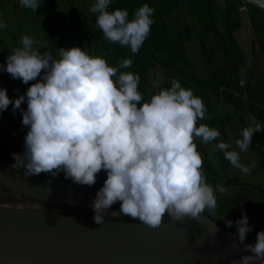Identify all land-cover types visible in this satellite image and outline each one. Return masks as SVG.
I'll return each mask as SVG.
<instances>
[{
    "label": "clouds",
    "instance_id": "9594fccd",
    "mask_svg": "<svg viewBox=\"0 0 264 264\" xmlns=\"http://www.w3.org/2000/svg\"><path fill=\"white\" fill-rule=\"evenodd\" d=\"M111 2L95 0L89 11L97 14L96 26L108 44L118 43L135 55L150 34L154 9L145 3L130 19L126 9L109 11ZM19 3L35 12L41 0ZM4 27L6 23L0 21V28ZM36 43L31 36H22L21 47L14 48L0 65L13 79L24 84L35 81L15 100L0 88V112L11 104L13 114L19 109L21 124L28 128L23 153H11L12 168L22 169L26 178L41 173L55 178L62 172L65 180L89 187L103 170L106 179L90 204L93 221L99 225L117 202L123 216L153 229L163 224L165 216L181 221L186 217L204 220L206 211L216 215V193L224 195L228 189L207 182L194 143L199 138L208 144L220 136L214 127L197 126L206 119L202 98L172 79L170 87L145 100L138 91L139 74L121 71L132 66L131 58L110 66L103 52L91 55L81 47H61L54 56L40 52ZM262 130L264 126L252 118L235 145L247 152L254 133ZM231 148L224 141L215 145L233 167L248 173L240 153ZM224 223L233 226L232 220ZM234 223L237 239L231 247L243 245L242 251L252 255H241L230 264H264V231L257 232L254 245L244 244L252 231L246 212Z\"/></svg>",
    "mask_w": 264,
    "mask_h": 264
},
{
    "label": "trees",
    "instance_id": "16d2710c",
    "mask_svg": "<svg viewBox=\"0 0 264 264\" xmlns=\"http://www.w3.org/2000/svg\"><path fill=\"white\" fill-rule=\"evenodd\" d=\"M67 1V21L77 29L75 40H67L60 29L64 18L58 8L57 0H41L38 7L43 13V20L48 29L46 40L51 46L71 48L76 43L77 47H81L91 55L106 53L105 58L110 66H116L122 59L131 58L132 66L121 71L139 74L138 91L143 94L145 100H148V70L151 66L160 65L165 69V74L158 90L170 87L171 80L176 79L182 87L191 88L196 96L202 98L207 112H211L213 100L223 101L232 107L240 120L243 119L240 112H245L264 126V76H258L253 80L250 78L242 80L241 67L245 65L247 59L235 35L242 26L241 15L245 11L255 38L251 41V55L255 59L258 57V44L264 57L263 8L244 0H222V6L217 0H112L109 11L117 8L126 9L130 19L132 12L145 3L154 9L152 17L154 23L151 25L150 34L139 52L133 55L130 49L118 43L108 44L103 39L102 31L95 23L97 14H92L93 25H90L80 19L73 3ZM180 15H189L192 18L197 29L195 36L200 46V53L208 68L207 74L196 72L186 52L185 44L193 36V27L187 22H180ZM44 51L46 50L42 49L40 52ZM34 82L30 81L29 86ZM8 98L16 99L12 96ZM21 109H27L26 102L21 105ZM17 112L18 119L12 134L0 141V157L12 163L15 161L11 153H23L25 150L24 137L28 131V128L21 124V111L18 109ZM230 119L229 115H214L198 121L197 126L207 124L214 127L221 131L226 140L225 124ZM260 133L264 139V130ZM194 143L203 159L206 180L214 187L215 171L206 146L199 138L194 139ZM218 154L219 160L223 163L226 160L223 152L218 150ZM40 175L72 182L70 179L65 180L62 172L55 178L46 173ZM241 188L242 186H233L230 190L236 191ZM0 193L6 196L17 195L15 191L4 185L0 186ZM227 193L228 191L221 195L217 192L216 215L210 216L206 211L204 216L221 227L237 233L234 223L237 220L235 216L237 208L227 199ZM19 196L26 197L23 194ZM257 196L264 216V194L259 193ZM111 208H120V203L113 204ZM109 219L138 221L129 217ZM167 219L168 216H165L163 220ZM225 220H232L233 226L226 227Z\"/></svg>",
    "mask_w": 264,
    "mask_h": 264
},
{
    "label": "water",
    "instance_id": "95a60500",
    "mask_svg": "<svg viewBox=\"0 0 264 264\" xmlns=\"http://www.w3.org/2000/svg\"><path fill=\"white\" fill-rule=\"evenodd\" d=\"M264 9V0H250ZM0 157V186L40 202L90 207L102 186H81L43 175L26 178ZM120 203V202H117ZM73 218V219H72ZM216 222L170 217L156 229L139 221L105 219L0 205V264H230L237 233ZM238 242V241H237ZM256 240L246 237L244 244Z\"/></svg>",
    "mask_w": 264,
    "mask_h": 264
},
{
    "label": "rangeland",
    "instance_id": "374dc122",
    "mask_svg": "<svg viewBox=\"0 0 264 264\" xmlns=\"http://www.w3.org/2000/svg\"><path fill=\"white\" fill-rule=\"evenodd\" d=\"M80 19L93 25L91 16L93 13L89 11L90 6L95 0H70ZM250 2L249 0H244ZM222 6V0H217ZM58 8L62 13L64 21L60 24V29L66 36L67 40H75L77 29L67 21L68 1L57 0ZM242 9L244 7H241ZM242 26L235 32L242 51L246 56V63L241 67L242 80L247 78L251 80L258 76H264V57L261 53L260 47L257 44L258 57L253 58L251 55V41L254 40V34L249 24L245 11L242 12ZM0 21L6 23V27L0 28V65L5 64L6 57L16 47H21L20 40L22 36L29 35L34 38L37 43L34 45L39 51L42 49L52 52L57 55V48L51 46L46 40L47 27L43 20V13L40 9L35 12L31 9L24 8L20 5L19 0H0ZM179 21L187 22L193 27V36L186 41V52L193 63L194 69L200 74H207L208 68L200 53V46L196 39V27L192 18L187 15H180ZM73 47H77L75 43ZM165 69L160 65L151 66L147 73L148 79V99L151 95L157 93L158 87L164 80ZM29 84H24L19 79H13L3 70H0V88L6 89V94L9 97L11 94L15 97L24 95ZM17 111L13 114V108L10 104L7 110L0 112V141L9 137L14 129L17 120ZM214 115H229L230 120L225 124L226 140L223 138L221 131L218 141L214 140L205 144L208 157L213 164L215 171V185L214 188L223 186L228 189L227 199L237 208L235 212L236 218L241 217V213L246 212L248 223L252 227L246 237L256 240L258 231H264V216L262 213L261 204L259 203V193L264 194V139L257 131L252 136V145L247 152H241L235 145L234 141L241 138L242 129L249 125L252 116L245 112H240L242 116L239 119L237 114L232 110V107L223 101L213 100L211 112L206 113L207 118ZM220 141H226L232 145L229 150H235L240 153V162L250 169L248 173H243L240 169L235 168L231 163L225 160L223 163L219 160L218 150L215 145ZM106 179V173L102 170L98 176L96 185L103 186V181ZM233 179V180H230ZM242 186L236 191L230 190L232 187ZM0 205L21 207L27 209H42L51 210L61 213H70L83 216L93 217L94 213L91 207H70L65 205H56L38 200L22 197L19 195L6 196L0 193ZM120 208H110L105 216V219L111 217H127L119 212ZM164 219V218H163Z\"/></svg>",
    "mask_w": 264,
    "mask_h": 264
},
{
    "label": "crops",
    "instance_id": "0c3cea01",
    "mask_svg": "<svg viewBox=\"0 0 264 264\" xmlns=\"http://www.w3.org/2000/svg\"><path fill=\"white\" fill-rule=\"evenodd\" d=\"M10 96H12V97H15V96H13L12 94L10 95ZM15 98H17V97H15ZM17 111V110H16ZM17 119H18V112H17ZM16 122H17V120H16ZM16 122H15V124H16ZM14 127H15V125H14ZM14 130V129H13Z\"/></svg>",
    "mask_w": 264,
    "mask_h": 264
},
{
    "label": "bare ground",
    "instance_id": "6f19581e",
    "mask_svg": "<svg viewBox=\"0 0 264 264\" xmlns=\"http://www.w3.org/2000/svg\"><path fill=\"white\" fill-rule=\"evenodd\" d=\"M250 1V0H249Z\"/></svg>",
    "mask_w": 264,
    "mask_h": 264
}]
</instances>
